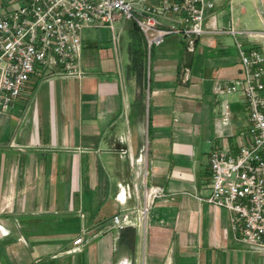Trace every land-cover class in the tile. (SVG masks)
Returning a JSON list of instances; mask_svg holds the SVG:
<instances>
[{
    "label": "crops",
    "instance_id": "0c3cea01",
    "mask_svg": "<svg viewBox=\"0 0 264 264\" xmlns=\"http://www.w3.org/2000/svg\"><path fill=\"white\" fill-rule=\"evenodd\" d=\"M214 12L208 29L264 28V0H219ZM103 29L83 36L82 77L40 68L0 112V264H264L235 239L230 212L199 199L211 151L236 150L250 125L244 96L226 93L243 76L236 37L208 32L190 51L170 36L137 67L131 38L116 47ZM145 177L165 195L145 229L118 231L112 217L142 205Z\"/></svg>",
    "mask_w": 264,
    "mask_h": 264
},
{
    "label": "built area",
    "instance_id": "2783aa9c",
    "mask_svg": "<svg viewBox=\"0 0 264 264\" xmlns=\"http://www.w3.org/2000/svg\"><path fill=\"white\" fill-rule=\"evenodd\" d=\"M219 0H27L11 9L0 4V112H8L22 94L28 81L40 68L49 75L82 77L84 70L83 35L85 28L108 27L113 42L119 45L116 24L132 20L145 37L147 56L153 46L162 44L170 35L183 39L188 50L208 32H229L236 37L243 76L232 80L226 93L244 96L250 125L237 143L216 148L210 154L211 193L199 196L230 212L235 239L250 250L264 254V52L260 45L246 50L238 35L250 42L264 40V28L238 30L234 27L208 29L206 22L216 16ZM233 0H229L232 6ZM260 48V49H259ZM186 78L189 71L186 70ZM148 142L137 162L147 158ZM165 195L161 185L143 181V202L137 209L124 208L112 217L121 231L128 226L145 229L155 201ZM131 193L120 191L122 204ZM0 226V230L4 231ZM85 242L76 238L74 248ZM73 248V250H75Z\"/></svg>",
    "mask_w": 264,
    "mask_h": 264
},
{
    "label": "rangeland",
    "instance_id": "374dc122",
    "mask_svg": "<svg viewBox=\"0 0 264 264\" xmlns=\"http://www.w3.org/2000/svg\"><path fill=\"white\" fill-rule=\"evenodd\" d=\"M26 3H27V0H0V4L6 9H11L13 7L24 5ZM116 26H117L116 33L120 36V39H121L122 35L124 37L123 43L124 42L126 43V40L130 39V38H131V40H133L134 21H132V20L120 21L116 24ZM101 29L102 28H85L82 31V35L85 38H96V36H98L99 32L101 31ZM103 30H105L104 34H101L99 36L103 37V39H105L106 41H112L113 40L112 31L108 27H104ZM170 36H174V35H170ZM170 36H168V37H170ZM260 44H262L260 46V48L263 47L261 50L264 52V40H262V42ZM124 47H126V46H124ZM154 50H155V46L152 47V51H154ZM232 93L233 92H231L230 94H232ZM239 93H241V92L239 91Z\"/></svg>",
    "mask_w": 264,
    "mask_h": 264
},
{
    "label": "trees",
    "instance_id": "16d2710c",
    "mask_svg": "<svg viewBox=\"0 0 264 264\" xmlns=\"http://www.w3.org/2000/svg\"><path fill=\"white\" fill-rule=\"evenodd\" d=\"M130 50L133 57V63L137 67H141V62L145 59L147 54V46L143 33L134 23L133 40L131 42Z\"/></svg>",
    "mask_w": 264,
    "mask_h": 264
}]
</instances>
